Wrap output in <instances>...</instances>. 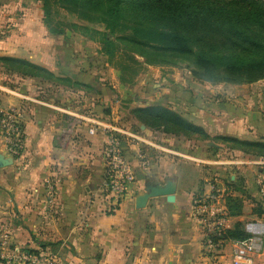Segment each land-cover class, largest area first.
I'll use <instances>...</instances> for the list:
<instances>
[{"label":"crops","instance_id":"1","mask_svg":"<svg viewBox=\"0 0 264 264\" xmlns=\"http://www.w3.org/2000/svg\"><path fill=\"white\" fill-rule=\"evenodd\" d=\"M7 18L6 13L3 22ZM31 18L9 20L15 29L0 38V57L28 60L55 79L22 77L0 63V118L8 108L21 107L25 131L17 158L3 148L0 131V155L9 159L0 168V233L9 237L4 248L34 250L51 264H233L232 242L217 253L207 251L204 230L193 215L194 199L217 182L226 191L227 209L240 206L239 214L229 215V229L240 224L250 236L261 237L263 249L255 264H264V200L258 185L259 178L264 180V159L238 150L230 151V158L215 157L214 151L208 155L190 148L192 139L139 125L134 116L131 127L124 126L116 93L120 86L114 84L111 91L92 79L104 71L69 69L62 52L67 38L25 37L26 21L33 24L26 32L34 30ZM40 45L52 46L41 51ZM67 78L74 82H64ZM170 88L152 91L161 97L138 102V108L161 105L185 111L189 121L212 136L264 139V81ZM198 91L203 100L192 99ZM109 126L142 138L122 137L136 181L118 201L105 186ZM139 151L148 166H142ZM169 181L176 185L174 203L157 197L137 209V198L149 185L163 187ZM0 264L11 263L0 258Z\"/></svg>","mask_w":264,"mask_h":264},{"label":"trees","instance_id":"2","mask_svg":"<svg viewBox=\"0 0 264 264\" xmlns=\"http://www.w3.org/2000/svg\"><path fill=\"white\" fill-rule=\"evenodd\" d=\"M62 1L84 19L105 24L104 32L83 27L82 33H89L92 40L96 39L94 34L99 35L96 41L102 47L101 53L112 64H119V54L125 53L119 68L124 73L131 69L133 78L141 67H178L187 62L199 82L244 85L264 81V0ZM51 32L61 33L53 29ZM0 63L22 77L55 79L48 69L25 59L0 57ZM133 78L127 80L122 76V84H131ZM64 82L74 81L67 78ZM132 114L142 125L165 134L188 139L212 138L202 127L165 106L136 108ZM214 139L229 144L231 150L264 159V139L248 141L223 135ZM228 212L230 216L239 214L240 206L234 204ZM240 227L237 224L226 229L221 239L227 242L250 238ZM29 252L40 255L34 250Z\"/></svg>","mask_w":264,"mask_h":264},{"label":"rangeland","instance_id":"3","mask_svg":"<svg viewBox=\"0 0 264 264\" xmlns=\"http://www.w3.org/2000/svg\"><path fill=\"white\" fill-rule=\"evenodd\" d=\"M6 13L9 18H7V22H3ZM26 14L31 17L34 16V18H31L34 22V30L31 29V34L28 33L30 32L29 25L32 26L33 24H29V21H26L25 24L28 26L22 32L25 37H33L32 35H34V37L41 39L47 37L67 38L65 41H68V44L62 45L64 47V51L62 50V52L66 53L65 60H67V63L65 61L64 62L67 64V67H70L69 69H74V71L86 70L88 72L91 69H95L99 72L104 71L105 74L99 73L91 78L98 81V83H101V85L111 88V91L114 90V84H118L120 86V91L116 90L118 91L116 93H118V112L124 126H128V124L130 125V116H133L132 111L138 108V102L143 100L148 101L153 98L158 99L161 97L159 94H153L152 91H157V93H159L160 88L166 86L167 88H170L177 85H184V87L190 89L193 84L197 86L202 84L204 85L206 83L199 82L194 79L192 75L193 67L188 65L187 62H181L178 67L167 65L141 67L138 68V74L135 75L134 78L133 71H131V69L124 73V71L120 70L119 65L120 63H124V59L126 57L125 53L121 52V54H119V58L122 57V59L119 60V64L116 61L112 64L109 62L108 58L101 53L102 47L99 42L96 41L97 38H100L99 35L94 34L93 36L96 39L92 40V38L88 36L90 35L89 33L86 35L82 33L83 27L92 31L104 32L106 31L105 24L102 22L84 19L78 12H75L72 8H68L67 4H65L62 0H0V38L9 36L12 30L15 29L13 25H11V22H9L10 19L13 20V18H15L16 22L20 23V21L25 20ZM51 29L61 33H52ZM40 46L41 47H37V49L39 48L43 51L52 45ZM119 58H117V60ZM138 60L141 62L143 61L141 58H138ZM125 62H128V65L129 63L132 64L129 60H125ZM122 76H124L127 80L133 78V82L131 84H122ZM136 86L143 87L141 90L142 92H136ZM219 87L220 86H218L217 89H219ZM200 95H203V92L198 91L196 92V95L194 94L192 99H202ZM181 115L185 117L187 114L184 111ZM139 125H141L140 122ZM139 128L140 127L137 126L136 129L138 130L136 131L140 133ZM208 135L212 138L204 140L201 139V137L200 139L193 137L191 140L192 143H190V148L193 147L203 149L204 151L207 150L208 153L205 152V155L206 153L210 155L216 146H221L224 147L223 150L221 151V148H218L217 151L214 152L215 157L223 159L226 157L230 158L232 156H230L229 153L234 150H231V146L229 144H225L223 141L214 139L216 136L221 134H216L214 136L210 134ZM156 137L159 138L160 136L157 135ZM213 144L216 146H213ZM217 185L220 187L219 184ZM8 240V236H4L0 233V258L2 260H7V262L11 264H30L29 261L23 259L20 255L24 254L29 258L34 256V253H30V250L25 247L22 249L15 248L12 250H6L4 248V244L8 242ZM9 256L14 257V260H9Z\"/></svg>","mask_w":264,"mask_h":264},{"label":"built area","instance_id":"4","mask_svg":"<svg viewBox=\"0 0 264 264\" xmlns=\"http://www.w3.org/2000/svg\"><path fill=\"white\" fill-rule=\"evenodd\" d=\"M23 118V109L19 106L3 111L0 118L3 148L14 158L20 157L24 148ZM105 129L109 132L105 148V186L110 196L118 201L125 196L129 187L136 181L134 169L124 150L122 137L135 140H141V138L135 133L116 127L109 126ZM94 132L91 130V134ZM137 154L142 166H148L146 155L142 151ZM258 185L260 196L264 200V180L262 178L258 179ZM225 194V190L220 188L217 183L212 182L209 192L196 197L193 203V215L204 230L206 249L211 253L221 250L225 244V241L221 239L222 234L226 229H229L230 216L225 203ZM215 239L218 240L215 241ZM231 242L234 246L233 264H255L257 257L262 253L263 240L259 236H251L245 240H232ZM20 256L30 264H51V260L45 255H34L29 258L24 254ZM8 258L14 260L12 256Z\"/></svg>","mask_w":264,"mask_h":264},{"label":"water","instance_id":"5","mask_svg":"<svg viewBox=\"0 0 264 264\" xmlns=\"http://www.w3.org/2000/svg\"><path fill=\"white\" fill-rule=\"evenodd\" d=\"M8 165H9V159L0 155V168L7 167ZM157 197H166L168 202L174 203L176 201L175 183L169 181L163 187L158 185H149L146 189V192L137 198L136 201L137 209L145 208L150 199Z\"/></svg>","mask_w":264,"mask_h":264}]
</instances>
